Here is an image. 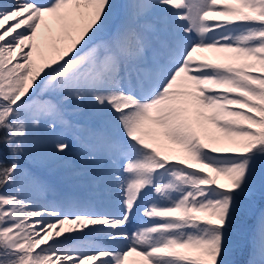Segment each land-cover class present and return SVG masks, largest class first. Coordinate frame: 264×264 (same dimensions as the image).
I'll return each mask as SVG.
<instances>
[{
  "label": "snow or ice",
  "instance_id": "6c2138e0",
  "mask_svg": "<svg viewBox=\"0 0 264 264\" xmlns=\"http://www.w3.org/2000/svg\"><path fill=\"white\" fill-rule=\"evenodd\" d=\"M0 264H264V0H0Z\"/></svg>",
  "mask_w": 264,
  "mask_h": 264
}]
</instances>
